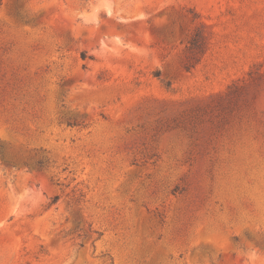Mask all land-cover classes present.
<instances>
[{"label": "rangeland", "instance_id": "374dc122", "mask_svg": "<svg viewBox=\"0 0 264 264\" xmlns=\"http://www.w3.org/2000/svg\"><path fill=\"white\" fill-rule=\"evenodd\" d=\"M0 264H264V0H0Z\"/></svg>", "mask_w": 264, "mask_h": 264}, {"label": "trees", "instance_id": "16d2710c", "mask_svg": "<svg viewBox=\"0 0 264 264\" xmlns=\"http://www.w3.org/2000/svg\"><path fill=\"white\" fill-rule=\"evenodd\" d=\"M83 58L85 59L86 58V55H83Z\"/></svg>", "mask_w": 264, "mask_h": 264}]
</instances>
